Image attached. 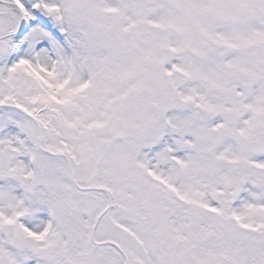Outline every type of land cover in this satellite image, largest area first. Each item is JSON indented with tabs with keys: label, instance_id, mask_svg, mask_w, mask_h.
I'll return each mask as SVG.
<instances>
[{
	"label": "snow or ice",
	"instance_id": "1",
	"mask_svg": "<svg viewBox=\"0 0 264 264\" xmlns=\"http://www.w3.org/2000/svg\"><path fill=\"white\" fill-rule=\"evenodd\" d=\"M0 264H264V0H0Z\"/></svg>",
	"mask_w": 264,
	"mask_h": 264
}]
</instances>
